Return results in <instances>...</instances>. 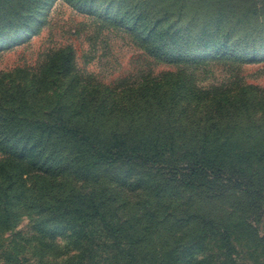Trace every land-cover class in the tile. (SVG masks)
<instances>
[{"label":"rangeland","instance_id":"374dc122","mask_svg":"<svg viewBox=\"0 0 264 264\" xmlns=\"http://www.w3.org/2000/svg\"><path fill=\"white\" fill-rule=\"evenodd\" d=\"M41 1L17 29L19 0H0V264H79L94 253L83 252L89 232L105 259L156 238L167 252L193 242L191 227L196 264H264V159L207 175L172 164L204 142L264 150V42L249 56L209 44L178 57L155 48L157 33L202 18L200 0ZM243 1L264 24V0ZM157 138L175 156L131 160ZM117 144L130 152L105 158ZM95 206L107 216L86 223Z\"/></svg>","mask_w":264,"mask_h":264},{"label":"trees","instance_id":"16d2710c","mask_svg":"<svg viewBox=\"0 0 264 264\" xmlns=\"http://www.w3.org/2000/svg\"><path fill=\"white\" fill-rule=\"evenodd\" d=\"M18 3H20L21 6L18 9V13H16L18 16L16 27L17 29L26 28L25 26H29V24L33 22L30 14L42 8L44 6V1L19 0ZM195 7L197 13H199L202 18L188 22H183L182 20L165 21L164 29L159 31V34L157 33L155 48H157V46L166 48L167 52L176 53L178 57L181 56L184 50H188L187 48H190V52L202 51L205 50L209 44L214 45V53L224 55L233 53L234 55L241 54V56H249L252 53L257 54V52H259L262 47L261 44L264 42V35L260 33L259 28H262L261 26L264 27V24L263 21L260 20V13L255 11V7H251L250 4L243 0H200ZM24 12L28 14L25 15ZM235 18H241V20L233 23ZM133 24L134 26L140 25V27H146L149 22L146 23L141 21L140 23L139 21H135ZM157 24V22H154L152 28ZM158 28L160 27H157L155 31L158 32ZM119 146L118 144L114 146L111 145L108 150H105V152H108L105 158L110 159L115 157L119 160L126 152H130L129 149H123V147ZM219 147L220 146L217 145L210 147L207 142H204L196 148H192L193 150H187L182 158H176L172 164H177V166H179V163L185 161L194 168L192 171L193 175L199 173L207 175L208 172H222L224 169L223 166L226 164L232 166L233 159H236L234 165H237L238 162L240 164L252 159L255 155L264 159V150L247 149L237 152L234 151L232 153L231 151L224 153L220 151ZM175 153V146H169L168 143L161 145V140L157 138L155 141L149 143H146L144 140L139 141V146L131 150V154H134L132 155L134 157H129L131 160H133V158L136 161L141 160V162L143 161L142 163H146L147 161L157 163L161 156L169 154L166 158L168 159L169 157L175 156ZM220 158H222L223 161H220ZM31 169L32 166L27 165L24 169L26 172L25 175L28 174ZM81 169L84 170V173L85 171L91 172L93 165L89 164L88 168L82 166ZM182 182L184 181H181V183ZM3 183L4 181H0V189L2 190ZM10 189L11 187L9 186L4 189V194L8 200L10 197L7 190ZM0 203V219H3L9 211L10 202L0 201ZM77 203L78 202H73V207L69 204L70 206L62 211V214L59 213L60 216L68 218L76 213ZM84 212L86 214V223L90 222L91 224L97 221L98 218L103 219L107 216L106 212L101 211L97 206L93 207L91 211L85 209ZM66 222L65 224L70 225V223L72 224V222H74V219L69 220V223ZM191 226L194 225L191 224ZM191 228L192 231H189V235L190 233L191 235L188 239L191 238L193 240L192 243L188 242L178 247H171L169 251L165 252L164 250L162 251V247L159 249L157 244L152 245V242H157L156 240H159L158 238L148 245L147 241H133L127 244L126 247L121 244L118 247L117 254L112 259H105L103 256H97V253H99L101 249H99V244H96L92 233L89 232L87 244L83 252L85 256L90 250L92 252L94 251V253L88 255L87 261H85V257H83V260L79 264H196L195 252L197 231L195 227ZM144 231L147 232L149 229H145ZM180 233L181 231H177L176 235ZM192 235L195 236L191 237ZM118 245L119 243L117 242L114 246V250H117L116 247ZM78 250L79 249H73L72 252H78ZM103 255L108 256L110 253Z\"/></svg>","mask_w":264,"mask_h":264}]
</instances>
